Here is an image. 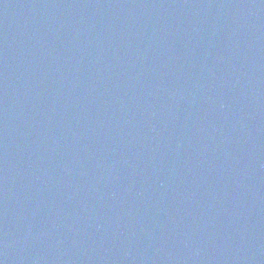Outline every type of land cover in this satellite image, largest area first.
<instances>
[{"label": "water", "instance_id": "95a60500", "mask_svg": "<svg viewBox=\"0 0 264 264\" xmlns=\"http://www.w3.org/2000/svg\"><path fill=\"white\" fill-rule=\"evenodd\" d=\"M0 264H264V0H0Z\"/></svg>", "mask_w": 264, "mask_h": 264}]
</instances>
